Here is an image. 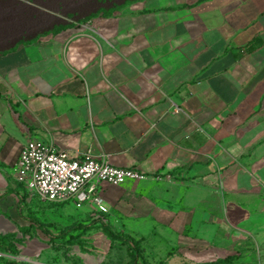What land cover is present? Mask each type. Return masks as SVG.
I'll list each match as a JSON object with an SVG mask.
<instances>
[{
  "label": "crops",
  "instance_id": "0c3cea01",
  "mask_svg": "<svg viewBox=\"0 0 264 264\" xmlns=\"http://www.w3.org/2000/svg\"><path fill=\"white\" fill-rule=\"evenodd\" d=\"M106 5L0 0V236L18 262L51 251L42 204L12 172L38 140L138 168L150 178L128 189L194 209L198 264H264V0H130L95 17L100 35L77 30ZM114 188H100L108 207Z\"/></svg>",
  "mask_w": 264,
  "mask_h": 264
},
{
  "label": "rangeland",
  "instance_id": "374dc122",
  "mask_svg": "<svg viewBox=\"0 0 264 264\" xmlns=\"http://www.w3.org/2000/svg\"><path fill=\"white\" fill-rule=\"evenodd\" d=\"M125 1L130 0H113L115 5L109 6L112 8H108L106 5V12H97L96 8L83 11L82 15H88L89 19L100 14L111 16L113 9H119ZM100 6L99 4L94 7ZM128 187L125 185L109 192L110 211L102 216L86 213L84 209H78L73 204L40 201L42 204V232L52 236L49 238L52 241L51 251L36 257L31 262L26 260L19 262L27 264H38L37 262L84 264L87 258L91 257L98 264H133L134 257H130L131 250L121 241H115L111 247L110 243L102 236L105 244H102V239L101 241L98 239L101 252H97L99 249H96L92 244L91 234L97 230L104 232V228H107L119 238L132 240L136 244L133 254L139 259L137 264H198V257H193L196 252L190 248L192 239L200 237L194 234L192 228L201 220L196 218V211L191 208L182 209V206L176 202L152 205L145 200L144 189H140V187L128 189ZM182 211H187L192 218L182 217ZM167 212L168 214L172 212L174 215H169L170 218H167ZM148 214L150 216H147ZM136 224L139 227H135ZM65 233L66 235L63 236ZM5 258L16 260L9 256ZM3 259L0 258V264H4ZM211 259L206 258L207 261ZM217 262L206 264H217Z\"/></svg>",
  "mask_w": 264,
  "mask_h": 264
},
{
  "label": "built area",
  "instance_id": "2783aa9c",
  "mask_svg": "<svg viewBox=\"0 0 264 264\" xmlns=\"http://www.w3.org/2000/svg\"><path fill=\"white\" fill-rule=\"evenodd\" d=\"M95 21V18L89 19L79 24L77 30L100 35ZM12 172L17 183L41 202L73 204L78 209L92 207L100 216L110 211L101 195V186L121 187L130 181L144 182L150 178L138 168H119L92 153L77 160L38 140L22 147ZM153 179L161 182L164 176L156 175Z\"/></svg>",
  "mask_w": 264,
  "mask_h": 264
},
{
  "label": "trees",
  "instance_id": "16d2710c",
  "mask_svg": "<svg viewBox=\"0 0 264 264\" xmlns=\"http://www.w3.org/2000/svg\"><path fill=\"white\" fill-rule=\"evenodd\" d=\"M107 0H105L106 2ZM101 13L106 12L105 10H101ZM104 234L109 238V240L111 241L112 246L114 245L115 241H121L123 245H126L131 251H130V257H134V263L133 264H137L138 262V258L135 255L134 256V247L136 246V244L131 240H123L121 238H119L115 233H113L111 230L104 228ZM66 235L63 234V236ZM11 236H7V237H1L0 236V258H4V264H27V263H23V262H18L16 260H10L5 258L7 255L9 257H16L18 255V252L16 251V249L14 248V246L10 243L11 241ZM147 264V263H146ZM217 264H225V261H218Z\"/></svg>",
  "mask_w": 264,
  "mask_h": 264
}]
</instances>
